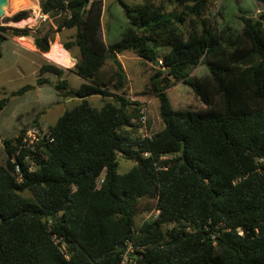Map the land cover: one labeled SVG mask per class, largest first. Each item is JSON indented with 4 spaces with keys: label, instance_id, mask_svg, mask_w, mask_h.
<instances>
[{
    "label": "trees",
    "instance_id": "trees-1",
    "mask_svg": "<svg viewBox=\"0 0 264 264\" xmlns=\"http://www.w3.org/2000/svg\"><path fill=\"white\" fill-rule=\"evenodd\" d=\"M113 1L127 25L109 43L100 34L103 0H39L52 27L9 28L31 36L39 52L50 50L56 32L75 29L62 41L65 50L78 48L74 69L45 61L36 84L79 103L49 128L51 142L27 147L25 130L3 141L0 264H121L128 241L126 264H264V7L257 18L238 14L235 31L215 28L210 0ZM126 51L161 59L167 70L150 78L163 121L151 139L138 132L141 102L128 96L118 58ZM201 62L208 74L189 78ZM66 71L82 79L77 89L62 78ZM46 72L59 80L41 77ZM173 81L206 108L175 109L166 92ZM91 96L107 100L97 108ZM118 154L135 162L123 174ZM145 199L159 213L136 228Z\"/></svg>",
    "mask_w": 264,
    "mask_h": 264
},
{
    "label": "rangeland",
    "instance_id": "rangeland-1",
    "mask_svg": "<svg viewBox=\"0 0 264 264\" xmlns=\"http://www.w3.org/2000/svg\"><path fill=\"white\" fill-rule=\"evenodd\" d=\"M10 1L11 0H9V3ZM33 1L34 4H36L35 9L33 6H30L21 8L22 10H13L9 7L8 3V6L1 16L0 26L6 27V30L3 32L0 31V35L5 37V40L0 42V100L2 98H8V101L4 108L0 110V164H4L6 159L3 145L4 139L14 138L20 130H27L34 125L48 132L49 128L55 124L57 118L65 110H69L79 103L77 97L69 96L67 98H62L57 94L55 95L54 91L56 90H54L55 88L52 84H36L39 76V68L45 60L40 56L24 52L23 50L22 53L20 52L21 50L15 51V46L12 42L13 39L19 40L21 42L20 45L24 48H30L32 37H15L11 33V28H29L32 33L35 31H41L43 33L49 27H52L54 23L52 19L41 12L39 0ZM125 1L128 3L143 2V0ZM263 7L264 6L256 0H210L208 16L218 30L231 27L237 31L241 27L238 14L241 13L242 15L257 18ZM168 9H173V6L169 5ZM126 25L127 18L119 4L113 0H103L100 31L102 38L107 43L117 40ZM74 33V28L56 32L53 41L57 40L62 47L55 43V41L52 43V50L60 51L59 48H61V52L66 51L72 60V64L67 66L69 65L68 57V64L66 66H61L57 64L56 61L50 60L49 58L47 62L54 63L65 69H74L75 63L79 57L78 48L73 47L70 51L65 50L62 43L64 40L71 39ZM16 47L19 49L17 45ZM122 62L125 66L126 75L131 83L128 96L130 99H137L146 105L149 132L153 133L160 130L163 127V121L159 115V101L150 89V78L159 70L164 72L165 75L167 70L162 69L158 62H149L138 58L131 51L124 53ZM188 74L189 78H201L208 74V69L205 63L201 62L190 69ZM41 77H47L51 79L53 83L59 80L58 76L47 72L43 73ZM62 77L67 79L70 89H77L82 83V79L73 72L66 71ZM26 84L35 85V88L21 95H11V92L17 91ZM166 92L175 109H192L199 111L206 108V105L199 101L191 87L182 81H173V84L167 86ZM88 100L92 106L99 108L107 98H103L102 96H91ZM117 160V172L120 174L129 171L135 164L132 160L124 159L120 154L117 155ZM23 195L30 196L28 192H24ZM154 205V200H143L142 208L135 217L136 228L139 227L144 220L155 217L156 210L154 209Z\"/></svg>",
    "mask_w": 264,
    "mask_h": 264
},
{
    "label": "built area",
    "instance_id": "built-area-1",
    "mask_svg": "<svg viewBox=\"0 0 264 264\" xmlns=\"http://www.w3.org/2000/svg\"><path fill=\"white\" fill-rule=\"evenodd\" d=\"M158 64L159 66L163 64L161 59L158 60ZM135 121L139 125V133L141 134V136L151 139L152 133L149 132V127H148L147 107L143 103H141L140 105L139 115ZM44 139H48L49 142L52 141V139L49 136V130L48 132H45L39 126L34 125L29 129L25 130L24 135L22 137V144L27 147H34L35 145H39L40 142L43 141ZM145 155H147V153H145ZM18 170H19V166H16V171ZM158 213L159 210H156L155 217L157 216ZM133 249L134 247L132 243L128 241L121 264H126L127 262L132 261L130 253H132ZM132 264H135V262H132Z\"/></svg>",
    "mask_w": 264,
    "mask_h": 264
},
{
    "label": "crops",
    "instance_id": "crops-1",
    "mask_svg": "<svg viewBox=\"0 0 264 264\" xmlns=\"http://www.w3.org/2000/svg\"><path fill=\"white\" fill-rule=\"evenodd\" d=\"M27 37H31V36H27ZM57 41V40H56ZM55 41V43H57L58 45H60L61 47H62V45L57 41L56 42ZM13 43H14V46H15V51H17V50H21L20 52L22 53V50L24 51V52H28V53H30V54H33V55H37V56H40L41 58H43L45 61H47V59L49 58L50 60L52 59V60H54V61H56L57 62V64H59V65H61V66H66L67 64H68V60H69V65H67V66H70L71 64H72V60H71V58H70V56H69V54H67L66 53V51L64 52H61V48H59L60 49V51L59 50H52L53 48H52V43L53 42H51V47H50V50L49 51H47V52H39L38 50H37V48L35 47V45H34V40H33V38L31 39V47L30 48H24L22 45H20V41L19 40H17V39H13V41H12ZM16 45L19 47V49H17V47H16ZM59 46V47H60ZM126 52H129V51H126ZM124 53L125 52H123L122 54H119L118 55V58H119V60L121 61V63L123 64V62H122V58H124ZM67 55V56H66ZM135 55V54H134ZM136 56V55H135ZM39 57V58H40ZM67 57H68V60H67ZM139 58V57H138ZM123 67H124V70H125V66H124V64H123ZM128 77V76H127ZM63 78V77H62ZM128 80H129V78H128ZM45 85V84H44ZM39 87V86H38ZM131 87V83H130V80H129V88ZM42 88V87H41ZM55 90V89H54ZM55 92V95H56V91H54ZM56 101V100H55Z\"/></svg>",
    "mask_w": 264,
    "mask_h": 264
},
{
    "label": "bare ground",
    "instance_id": "bare-ground-1",
    "mask_svg": "<svg viewBox=\"0 0 264 264\" xmlns=\"http://www.w3.org/2000/svg\"><path fill=\"white\" fill-rule=\"evenodd\" d=\"M30 6H33L34 9L36 8V4H34L33 0H11L10 3H9V7L11 9H13V10H19L21 8H27V7H30Z\"/></svg>",
    "mask_w": 264,
    "mask_h": 264
},
{
    "label": "water",
    "instance_id": "water-1",
    "mask_svg": "<svg viewBox=\"0 0 264 264\" xmlns=\"http://www.w3.org/2000/svg\"><path fill=\"white\" fill-rule=\"evenodd\" d=\"M9 0H0V22L1 16L3 15L6 7L8 6Z\"/></svg>",
    "mask_w": 264,
    "mask_h": 264
}]
</instances>
